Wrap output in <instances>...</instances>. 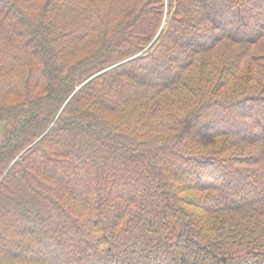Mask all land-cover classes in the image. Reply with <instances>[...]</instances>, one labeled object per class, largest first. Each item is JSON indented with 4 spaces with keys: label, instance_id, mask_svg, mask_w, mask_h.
<instances>
[{
    "label": "trees",
    "instance_id": "obj_1",
    "mask_svg": "<svg viewBox=\"0 0 264 264\" xmlns=\"http://www.w3.org/2000/svg\"><path fill=\"white\" fill-rule=\"evenodd\" d=\"M0 125V264H264V0H0Z\"/></svg>",
    "mask_w": 264,
    "mask_h": 264
},
{
    "label": "rangeland",
    "instance_id": "obj_2",
    "mask_svg": "<svg viewBox=\"0 0 264 264\" xmlns=\"http://www.w3.org/2000/svg\"><path fill=\"white\" fill-rule=\"evenodd\" d=\"M164 1L166 2L167 0H164ZM164 12H165V9H164ZM164 17H165V13L163 14V18H164ZM1 126H2V125H0V129H1ZM2 134H3V133L0 132V138L2 137Z\"/></svg>",
    "mask_w": 264,
    "mask_h": 264
}]
</instances>
